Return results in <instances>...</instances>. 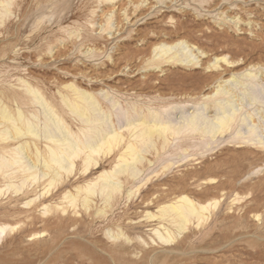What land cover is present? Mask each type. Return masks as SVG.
I'll return each instance as SVG.
<instances>
[{
	"label": "rangeland",
	"instance_id": "rangeland-1",
	"mask_svg": "<svg viewBox=\"0 0 264 264\" xmlns=\"http://www.w3.org/2000/svg\"><path fill=\"white\" fill-rule=\"evenodd\" d=\"M178 42L193 47L199 66L155 56ZM251 69L264 81V0H0V97L13 108L14 92L28 99L27 82L76 131L61 96L71 84L108 91L130 114L136 106L180 117L208 104L214 115L220 77L249 84ZM242 113L264 140V103ZM167 135L109 195L101 181L85 186L115 168L120 147L87 172L77 159L54 184L51 173L36 174L15 192L0 176V264H264V147L231 132ZM182 196L207 206L184 225L170 208Z\"/></svg>",
	"mask_w": 264,
	"mask_h": 264
},
{
	"label": "bare ground",
	"instance_id": "bare-ground-1",
	"mask_svg": "<svg viewBox=\"0 0 264 264\" xmlns=\"http://www.w3.org/2000/svg\"><path fill=\"white\" fill-rule=\"evenodd\" d=\"M155 56L167 62L200 65L193 47L185 42L163 45ZM224 59L226 60L225 57ZM212 66L218 67V59L209 63L208 67ZM247 74L249 84L240 81L235 75L230 79L220 77L221 84L209 96L214 98L211 104L216 110L214 115L208 114V104H205V108L193 112L182 109L180 117H174L173 111H167L164 116L151 107L149 114L145 115L136 106L132 108L134 114H130L131 110L114 101L108 91L102 90L97 95L71 84L69 88L72 93H61V96L66 108L78 121V131L62 111L57 110L46 99L40 89L25 82L24 91L29 96L28 99H18V92H14L13 96H9L12 108L5 97H0V176L9 181L8 186L14 187L15 192L30 177H36V174L51 173L50 183L54 184L56 180H62L60 169L72 170L77 159H82L84 171L87 172L91 165H99V159L103 155L120 147L122 151L115 168L103 171L96 181L85 186L87 190H92L101 181L100 191L109 195L110 191L120 189V173L129 171L132 176L139 174L135 165L147 158L144 155L146 152L156 148V135L163 137L165 145L169 137L167 133L176 135L184 129L199 130L211 140L231 132L234 137L264 147V140L257 133L256 124H250L248 116L242 113L243 105L264 103V81L260 80L257 71L253 72L251 69ZM240 85L249 86L250 91L241 90ZM238 90L242 92L238 93ZM237 101L241 103L237 104ZM120 114L124 120L120 119ZM115 115L117 122L112 120ZM239 120L247 123L246 131H242ZM39 142L45 143V152ZM17 177L20 178V183H14ZM2 190L0 188V193ZM48 191L45 187L43 193ZM170 208L179 213L182 217L180 223L184 225L191 215L202 217V210L207 206L197 205L191 198L182 196ZM3 232L5 227L1 226L0 233Z\"/></svg>",
	"mask_w": 264,
	"mask_h": 264
}]
</instances>
